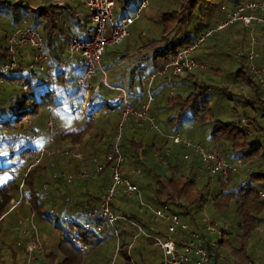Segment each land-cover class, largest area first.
Here are the masks:
<instances>
[{
	"label": "rangeland",
	"instance_id": "1",
	"mask_svg": "<svg viewBox=\"0 0 264 264\" xmlns=\"http://www.w3.org/2000/svg\"><path fill=\"white\" fill-rule=\"evenodd\" d=\"M42 1L43 0H30V2H27L26 0H23V5L29 4L30 8L33 9ZM183 1L185 2L186 0H148L147 6L141 10L139 14L140 17L129 26L128 34L123 38L121 43L105 47V54L100 59L102 65L112 68L110 63L114 62L117 52H123L125 50V46L130 48L129 50L131 51L129 52L139 48L145 53L144 56H148L151 50H153V47H159L160 44H163L166 41H172L177 37H182L184 34L189 39V44H191L193 41L203 35L208 29L216 27L223 15L225 19L224 13L226 10H229V4L232 0H219L213 4H207L200 1L195 7L191 8V10L185 14H183L182 11L180 12ZM3 2H9L12 4L11 0H0V38L3 36L4 32H6V35L11 32L10 30L13 23L20 24L22 20H25L27 23L33 22L31 16L28 14H23L22 7H18L17 5H9L12 6L11 8L7 5V3ZM136 2H138V0H115L114 13L125 15L130 14L133 12V7ZM65 3L72 8L73 14L71 17L70 15H63V17L58 20V27L64 28L65 30H73L74 26L72 20L80 21L81 25H83V23L85 24L84 21L86 20L87 9L79 2V0H65ZM221 6H224L225 10H220ZM173 17H175V20H173ZM85 26L89 27V23ZM165 26H168L167 31H164ZM37 27L41 31V26L38 25ZM242 27L243 26L239 22H233L228 26L218 29L213 32L211 36L205 39L199 48L194 50V58L204 63L206 65V69L202 71H193L192 80H197L199 87H201L200 84L208 85L210 87L209 92H205L204 95L205 97L209 98L208 116L211 117L212 120L216 119L236 122L242 116L249 117L250 119L253 116V110L250 108V106H245L242 103H239L235 97V95L239 94L242 96L246 95L243 85L237 84L235 81H231V74L236 70L237 62H235V59L230 62L227 58L228 55L234 54L235 47L237 46L235 41L232 40L231 35L235 33L236 30H238L247 37V31ZM260 29L263 30L258 24H254V31L256 32V35L261 34ZM64 34H66V31ZM56 36H58V34H56ZM1 44L2 46H0L3 49L4 43L2 42ZM109 58H111L112 61L109 62ZM4 60L5 59L0 56V62ZM134 65L136 64H132V66ZM22 75H27V71L24 70ZM23 76L21 79L22 81L24 79ZM74 76V70L70 71L69 69H66L63 80L61 83H59V87L55 89L54 95L52 94L54 103L58 102L61 97H65L64 89H74ZM93 78L89 80V83L93 82ZM156 78L157 79L153 81L151 86V95L153 100L151 101L148 108V116L150 118L152 116V123L157 126L159 131L164 132L166 129L165 121L167 116H173L177 110L173 105L168 103V98L173 94L185 96L190 90H192L190 85H188L192 80L189 78L174 77L170 85L166 79L158 77ZM185 85L188 87V90L184 89ZM140 87L141 85L137 80H133L131 82V87L128 89L131 93H133L132 96H128L130 101H139V96L136 93L138 90H140ZM142 88H144V84ZM226 90L228 92H226ZM197 91L200 92V89H197ZM22 93L23 92L19 89V85H6L5 81L3 80V83H0V108L8 107L6 104L10 99H12L13 96L23 97ZM101 93L100 95L103 97L104 102L108 103L109 99L116 98L115 91L106 90V92H104L101 90ZM229 93L233 94V97H230V100L227 98ZM80 95L81 94H78V96ZM66 100L67 98L62 102H65ZM78 100L76 101L74 98H71V103L79 104L80 99L78 98ZM97 100L98 98H94V103L98 104V107L97 110L91 115L92 120H89L86 117L89 114H85L83 111L71 113L68 106H62L60 108L55 107L54 109L52 108L53 112L51 116L55 123L54 127L56 125L60 131H64L68 128H84L85 130L83 138L90 143H97V145L92 147L94 152H98L97 154L105 152V143L99 144L100 142H110L114 139L116 134H119L120 137H128L130 136V130H134L135 134H132L134 138L139 136L138 139H141V144L143 146L146 143L150 144L152 138L157 132L150 127V122L147 119L145 121L139 122L138 125L134 123L133 125L131 123L132 119L134 118H132L131 115H128L125 121L120 122L121 111L119 108H109L106 106V104L100 105ZM29 103L30 102L27 101V105H29ZM51 103L52 101L46 100L44 104H41L38 107L36 114L26 116L23 119V131L21 125V131L20 129H16V127L12 126H10V128H14L12 131H9L11 129L9 126H6V134L4 133V129L0 130V138H4L3 140H0V201L2 200L1 189L6 184L9 186L8 193L11 195L10 197L13 201L17 200L19 195L21 197V206H15L16 208L14 210H9L0 218V264H25V258L28 257V254L32 256L29 264H51L46 258V255L48 254L54 255L51 260L53 264H55L56 261L60 259L58 256V242L64 237L63 233L65 232V227L69 224L61 223L63 229L62 231H58V229L53 225L55 220H52L51 223L47 220H44L37 213L30 212L28 203L22 197V184L19 182L22 177L21 172L16 171L19 167H22L27 162V160L25 162H21L20 159L19 163L15 164L18 160L16 153H12V155L8 158L4 157V154H8L7 150L11 146V143H13L11 137L15 135L19 136V143H17V145H19L27 140H24L23 138H28L34 133H38L39 131L43 130L45 118L47 116L46 110L49 106H53ZM110 104L114 105V103ZM153 109H155L156 113L150 116V113ZM185 115L186 117L191 118L193 115H200V110L196 112L190 107L189 109L185 110ZM205 117H207V114ZM27 121L30 123L28 124ZM139 125H141V127ZM173 126H178L177 132L181 137L186 139L188 138V140L194 143L201 142L200 144L202 146L210 148L208 146L207 136L204 135L207 134V131H205L207 124H205L203 121L180 120ZM2 135L3 137H1ZM263 136L264 135L261 137ZM41 143L42 137H38L33 144L34 146H37ZM75 147H78V144L75 145ZM81 147L84 149L86 145L82 144ZM71 148L75 151L74 147ZM176 148L177 146H171V153L169 154L167 161L169 157L172 156L171 154L176 151ZM85 151H89L88 148ZM184 153H189V150L184 149V151L178 153L177 159L185 163L193 161L192 159L196 160L192 156H190L188 159H183L182 155ZM75 161L77 162V160ZM147 161L155 164L153 155ZM197 162L193 171V189L198 192V198L195 202H193L194 205H197L194 209V213L198 219L206 217L209 219V221L215 224V232L210 234L211 238L217 241H221L222 239L227 241L225 244L227 243L228 247L222 246L217 251L219 260L225 264H264V201L261 199L262 209L258 217H261L262 220H259L258 226L256 229H254L256 231V233H254L256 236L249 241L248 246L245 245L239 249L238 238L241 237L244 232L242 228L239 227L240 225H243L242 216L237 212L236 203L233 198L230 197L223 200L222 196H219L220 190H228L235 186L236 182H238V179L234 175V178H232L226 185H220L217 176H212V178L209 180L208 177L210 176L201 171L199 162L198 164ZM127 166L128 168H134V165L130 166L128 163ZM158 167L163 166L158 165ZM82 169L83 168H80L79 170ZM79 170H74L68 166L67 169L63 170L62 174L64 175L62 176L66 180V174H74ZM245 172L246 171L237 173V177L244 179ZM49 173L50 171L46 168V171H41L33 177V186L37 192H43V187H41L42 184H46V186L48 185L47 183L43 182L49 181L48 183H50ZM104 173L107 175V170ZM139 174L134 176H131V174L130 176L133 178L138 187H140L139 194L141 193L142 198L140 195L139 196L146 205L145 201L151 202L149 199L150 195L148 194V186L152 185V182H149V179L147 178L139 176ZM105 175H94L88 180L80 179L74 176L69 183L63 184V186L60 188V193L70 194L75 198H83L85 194H96L100 196L105 184L109 182V179L107 180L106 178L108 176ZM136 180L139 184L136 182ZM17 185L18 188L16 189L15 187ZM261 193L264 195V192L261 191ZM123 198L124 197L122 196H117L114 203L121 206V208H119L120 211L130 213L141 210L139 209L140 206L137 204V197L132 196L128 199ZM218 199L220 202L217 201ZM201 201H203L202 204ZM146 206L154 208L157 205L154 206L147 204ZM42 210H48L49 212L50 206H42ZM147 219L149 222H151V220L154 221L152 216H147ZM156 220L160 224V221L158 219ZM222 230L225 231V233H223L224 235L220 232ZM25 231L27 232L25 233ZM81 231L85 232L83 228H81ZM34 236L37 239L39 248H35L31 252H28L27 250L25 252L24 247L26 241H31ZM140 243L141 241H137L133 244V248L130 252L132 263L140 264L139 258L135 255V250H137V252H140L144 257H146V263H148L150 260V264H158V249L154 246H149L147 249L145 248L143 250L140 248ZM11 251L16 253L15 261L11 260ZM241 253L247 256L246 259L242 256L245 260L237 255ZM78 263L124 264L120 255L117 254L114 256L113 254V238H107L99 245L90 248L81 257V260Z\"/></svg>",
	"mask_w": 264,
	"mask_h": 264
},
{
	"label": "trees",
	"instance_id": "2",
	"mask_svg": "<svg viewBox=\"0 0 264 264\" xmlns=\"http://www.w3.org/2000/svg\"><path fill=\"white\" fill-rule=\"evenodd\" d=\"M26 1L30 2V0H26ZM200 1L205 2L207 4H213L219 0H186L185 2L184 1L182 2L180 12L182 11L183 14L189 12V10L195 7ZM238 1L240 0H232L231 3L229 4V8H231ZM11 2L12 4H10L9 2H3V3H7L8 6L17 5L18 7H22L23 14L25 15L28 14L29 16H31L33 22L27 23L28 26L32 28H36L39 31L40 35L43 37L47 49L50 51L53 58L55 59H58L63 55L62 54L63 47L70 37H85L89 33L90 26L89 27L85 26L86 24L88 25L89 23L88 13L86 14V20L84 21L85 24L83 23V25H81V22L78 20H72L74 26L73 30L71 29L65 30L64 28L58 27L57 25L58 20L62 18L63 15L64 16L70 15L71 17L73 14L72 8L69 7V5L67 4H65V9L63 11H59L54 5L50 3L49 0H43L42 2L37 4L33 9L30 8L29 4L23 5V0H15V1L11 0ZM12 6L9 7L12 8ZM174 18L175 17H173V20H175ZM223 19H224V15L221 18L220 22L223 21ZM18 25L19 24L13 23L10 31H12L13 28ZM38 25L41 26V31L38 29L37 27ZM242 28L246 29L245 27ZM167 29L168 26H165L164 31H167ZM65 31L66 34H64ZM260 31L261 34L256 35V32L254 31V35H253L257 41V45H255V48H256V52L258 53V57L256 58L255 61L258 66H263L264 30L260 29ZM9 34L6 35V32L3 33V36L0 38L1 46H2L1 43L2 42L4 43L6 37ZM56 34H58V36H56ZM246 35L247 37L238 30H236V32L231 35L232 40L235 41L237 46L239 45L238 48L240 50V54L233 58L235 59V62H237V68L231 74V81H235L237 84L243 85L244 87L246 96H242L241 94H239V95H235V97L237 98V101L239 103H242L245 106H250V108L253 110L252 113L253 116L251 117V122L249 124L243 125L239 120L236 122L222 121L216 119L212 120V118L208 116L209 98L205 97L204 95L205 92H209L210 87L204 84H200L201 87H199L198 81L195 79L192 80L193 72H190L183 76H177L179 78L181 77L189 78L190 80H192L188 84L190 85L192 90H190L185 96H179L173 94L168 98V103L173 105L174 108H176L177 110L173 116H169V115L167 116V119L165 121L166 129L164 132L159 131L157 126L154 129L150 125V127L156 130L157 133L152 138L150 144L146 143L144 146L141 144V139H138L139 136H137L136 138L132 136V134H135L134 130H130V136L128 137L121 136L119 141L120 153L122 154L124 160L126 161V164L128 163V165L130 166L135 165L139 160H141L142 162L140 163L139 176L143 178H147L149 179V182L150 181L152 182V185L148 186L149 189L148 194L150 195L149 199L151 200V202L145 201L146 205L151 204L156 206L158 204H168L170 207V211L176 213L180 217V220L187 224L189 230L200 231L202 233L204 232L203 230L204 225L201 222L202 218L198 219L195 216L194 209L197 205H194L193 203L198 198L197 197L198 192H196L193 189V185H194L193 171L197 161L192 159L193 161L185 163L177 159L178 153L184 151V147L182 145H174L177 146L176 151H174L171 154L172 156L169 157L166 165L163 167H158V165L152 164L150 163V161H147L152 157V155L155 152L159 153L167 146L168 135L173 133L178 134L177 132L178 126L174 127L173 125L180 120L200 121V122L203 121L205 124H207V127L205 129V131H207V134L204 135L207 136L208 146L210 148L219 149L224 159L232 160L237 157L245 158L252 156L257 161H260V164H258L257 169H255L254 171L249 172L247 171L248 168L244 170L246 171L244 173L245 174L244 179L238 178L237 173H228L226 178L223 180L217 177L219 184L223 186L226 185L232 178H234V175L238 179V182H236L235 186L231 187L228 190H220L219 196L221 195L223 200L230 197L233 198L236 203L237 212L242 216L243 225H240L239 227H241L244 232L243 235L238 238L239 249H241V247H244L245 245L248 246L249 241L256 236V234H254L256 233L254 229H256V227L258 226L259 220H262L261 217L260 218L258 217L262 209V201L258 192L259 191L264 192V163L261 162L262 159L264 158V136L261 137V135L260 136L256 135L257 131L264 129V86H261L257 81V79L252 77L246 70L245 53L249 47V42H250L248 31L246 32ZM204 40L199 45V47L203 44ZM189 43L190 41L185 34L182 37H177L173 39L172 41H166L165 43L162 44L160 48L153 49L152 53L149 54V56H145L143 58V60L146 59L149 60L148 68L144 64L142 65L136 64L129 69V73H128L129 81H127L128 88L126 89L127 97L132 96L133 94L128 90L131 87V82L133 80H137L138 83L141 85L140 90H138L136 93L139 96L138 97L139 101L135 102L134 100L131 101L129 100L133 108L140 109L141 105L146 101V82L144 80V77L149 75L150 73L160 70L174 56V54L178 50L189 45ZM1 46H0V56H2L3 59H6L4 48L2 49ZM129 49L130 48L128 46H125V50L123 52H117V50L116 52L119 56L120 55L122 56L126 51H131ZM192 56L194 57V52ZM18 58L21 59L20 56H18ZM196 60L200 61L198 59ZM18 62L20 64L23 63L22 60H19ZM69 70L72 71V69ZM23 71L24 70L16 69L12 73L5 76L3 79L6 85L9 84L20 85L22 82L36 83L35 87L30 89V91L27 94L22 93L23 97L13 96L12 99H10L6 104L8 107L0 108V111H2L0 112V130L4 129L5 134L7 129L6 126L7 127L9 126V128L10 126H12V127H16V129H20V125H21L23 131V119L26 116L36 114L38 107L41 104H44L46 100L52 101L51 104L53 105L52 107L49 106L51 108L48 107L46 110V115H47L46 118H47L49 113L52 114L53 109L55 107L60 108L62 106H65L63 105L64 102L62 101L65 100L66 98L68 99L70 96L74 94L73 93L74 89H69V90L64 89L65 97H61V99H59L58 102L54 103L52 94L54 95L55 89L59 87V83H61L63 77L65 76L66 70L64 68L55 71L54 73L55 86L53 88H49L46 85L39 84V80H40L39 73L27 71V75L23 76L22 75ZM22 76L24 77L23 81L21 80ZM98 76L99 74H96L94 76L93 82L97 79ZM158 78L166 79L165 77H158ZM263 78H264V74H263ZM155 79L157 78L154 77L152 79L151 84L149 86L150 95H151V86ZM93 82H91L90 85H92ZM143 84H144V88H142ZM184 89L188 90V87L185 85ZM197 89H200V92L197 91ZM101 90L104 92H106V90L115 91V90L107 89L103 86H100L96 92H92L90 90L89 102L92 105V110L89 113V115L86 116L89 120H92L91 115L93 112L97 110L98 107V104L94 103V98H98L97 101L100 103V105L106 104V106L109 108L117 107L121 111L120 100L116 97L113 99H109L108 103L104 102L103 97L100 95ZM226 92L228 91L226 90ZM144 97H145V101H144ZM230 97H233V94L229 93V96L227 98L230 100L231 99ZM152 100L153 97L151 95V101ZM27 101L30 102L29 105H27ZM110 103H114V105ZM190 107L193 108V110H195L196 112L200 110V115H193L191 116V118L186 117L185 110L189 109ZM70 112L75 113L77 111L70 110ZM155 113H156L155 109H153L152 112L150 113V116ZM9 114H11V117L8 119L7 117ZM206 114L207 117H205ZM131 117L134 118L133 116ZM142 121L145 120H138L134 118L132 119L131 124L134 123L138 125V123ZM29 123L30 122H28V124ZM141 125L139 126L141 127ZM12 127L10 128L11 130L9 131H12L14 129ZM55 128H56V133L54 134L53 143L49 147L50 148L59 147V148H67V149H72L71 147H74L75 151L81 153L82 159L69 158V157L56 156V155H45L38 164L28 169L26 175L22 180V186H21V189L23 191L22 197L28 203L30 212L37 213L44 220H47L51 223L52 220H55L53 222L54 223L53 225L55 228L58 229V231H62L63 229L60 220L56 217L51 216L48 210L47 211L42 210V206L47 205L50 206V208L53 207L58 212L61 210V208L64 205L68 208L67 214L72 219V223H70L65 227V232L63 233L64 237L60 239L58 242V252H59L58 256L60 259L57 260L55 264H80L78 262L81 260V257L90 248L99 245L100 243L104 242L107 238H113V254L114 256L117 254L120 255L124 264H133L131 261L130 252L131 249L133 248V244L137 241H141L140 248L143 250L145 248L147 249L149 246L156 247L159 251L158 264H160L161 253H160V249L157 247L155 242L151 238H147L142 236L141 234H137L136 227L131 226L128 221L130 220L136 223L145 233L160 237L164 236L165 223L160 222L159 224V222H157L156 220L157 218H155L151 214L150 209L152 207L139 204V200H141L142 198L141 193L139 194L141 198L139 195L135 196L137 197V204L140 206L139 207V209H141L140 211L125 213L124 211L119 210L121 206L114 204L115 200L111 202L110 207L112 211L117 215H120L125 218V220H116L114 222V229L109 227L106 223L100 222L102 224V228L100 231L97 232L81 231L83 221H85L86 219V212L97 205V203L100 201V196L96 194L95 195L85 194L83 198H75L70 194H61L60 188L63 186V184L69 182H67L63 177L52 178L51 173L53 171H63L64 169H67L68 166L73 168L74 170H79L80 168L83 169L89 168L91 166V162H90L91 158L98 153V152L97 153L94 152V149L92 148L94 145H97V143L96 142L90 143L83 138L84 130H85L84 128H80V129L68 128L64 131H60L56 127V125ZM247 130H250L252 132V135L250 137L246 133ZM1 137H3V135ZM3 139L4 138H0V140ZM23 139L26 140L27 138H23ZM103 143H105L104 150L105 152H107L110 150L113 140H111L110 142H100L99 144H103ZM197 143L200 144L201 142H197ZM77 144L78 147H75V145ZM82 144L86 145L84 149L81 147ZM31 148L32 145L27 144L23 149L17 152L16 155L18 157V160L16 161L15 164H18L20 159L21 162L22 161L25 162L26 160L28 162L29 151L31 150ZM87 148L89 151H85ZM11 155L12 154L9 153L4 154V157L8 158ZM75 160H77V162ZM51 162H54L53 167H50ZM26 163L22 167H19L16 170L17 172L18 171L21 172V176L24 171ZM62 164L66 166H63ZM46 168L50 171L49 173L50 183H48L49 181L43 182V183H47L48 185L46 186L45 189L42 188L43 192H37L33 186V177L41 171L43 172L46 171ZM105 171L106 169L100 171L96 175L97 176L102 174L105 175L104 173ZM106 178L108 180V177ZM210 178L212 177L211 176L208 177L209 180ZM19 182H21V179ZM136 182L138 183L137 180ZM18 185L15 187L16 189L18 188ZM107 186H108V182L107 184H105V187L100 194H103L106 191ZM8 190H9V186L7 184L4 185L1 189L2 200L0 201V218L5 213V211H7L6 209L8 207V200L11 198L10 197L11 195H9ZM217 201L220 202L219 199ZM202 203L203 201H201V204ZM18 206H21V204L19 203L16 207ZM16 207L11 209L10 211L14 210ZM147 216H152L154 221L151 220V222H149ZM114 230L116 231V235H117V245H118L117 250H115L116 242H115ZM220 232L221 234L225 233L224 230ZM71 237H77L81 239L84 243H86L87 245L86 249L81 251L77 247L73 246L72 243L70 242ZM225 242L227 241L222 239L221 241H217L214 247L207 245L208 251L211 255V259L213 257L210 264H225L221 262V260H219V257L217 255L218 253L217 251L218 249H220V247L227 246V243L225 244ZM24 250L26 252L25 247ZM135 252H136L135 254L136 257L139 258L140 264H150L151 262L150 260L148 261V263H146V257H144L140 252H137V250H135ZM237 255H239L240 257L243 256L245 259L247 257L246 255H243V253ZM11 257H12L11 260L15 261L16 253L11 251ZM53 257H54L53 254L46 255V258L49 260L51 264H53L51 262ZM243 257L242 259L245 260ZM189 264H193V262H190Z\"/></svg>",
	"mask_w": 264,
	"mask_h": 264
},
{
	"label": "built area",
	"instance_id": "3",
	"mask_svg": "<svg viewBox=\"0 0 264 264\" xmlns=\"http://www.w3.org/2000/svg\"><path fill=\"white\" fill-rule=\"evenodd\" d=\"M49 1L60 10L65 6V0ZM80 2L87 9L90 26L89 33L85 37H70L65 44L63 55L58 59L53 58L39 31L36 28L29 27L25 20H22L18 26L14 27L4 42L6 59L0 62V83L3 81L5 75L10 74L16 69H21L39 73V84L53 88L55 86V71L63 69L68 62L75 61L78 55L81 73L75 78L74 94L63 105L68 106L72 111H83L85 114H89L92 110V105L89 102L90 90L96 92L100 86H103L116 91V97L121 102L120 122L125 121L128 115H131L138 120L147 119L152 128L155 129L156 125L152 123L151 118L148 116V108L151 101L149 86L152 79L154 77H165L171 85L174 77L183 76L195 70H205L206 65L193 58L192 54L194 50L216 30L228 26L233 22H239L247 29L250 37L249 47L245 53L246 70L252 77L257 79L261 86H264V67L256 64L255 60L258 57V53L255 50L256 39L253 36L254 24H258L264 30V0H240L236 2L229 10L225 11V19L218 23L216 27L208 29L191 44L178 50L160 70L145 76L146 101L141 105L140 109H135L131 106L125 87L113 86L108 82L105 70L101 68L100 59L105 52L106 46L120 44L123 38L127 36L129 26L139 17L141 10L147 6L148 0H139L131 17L124 16L118 20H114L113 17L114 0H80ZM220 8L225 10L224 6ZM22 50L26 51V55L25 61L20 64L18 56H21ZM239 54L240 50L236 46L234 54L228 55L227 58L231 62ZM96 74H99V76L90 85L89 80ZM35 85L36 83L34 82H22L19 85V89L27 94ZM78 94H81L80 103H71V98H74L76 101L78 100ZM10 117L11 114L7 118L9 119ZM239 121L243 125H247L251 122V119L242 116L239 118ZM55 133L54 120L51 113H49L44 122L43 130L28 137L24 143L17 145L19 143V136L15 135L16 137H11L13 143H11V146L7 150L9 154L19 152L27 144L32 145L29 151V160L22 173L23 178L28 169L38 164L45 155L82 159L81 153L72 149L50 148L49 146L53 143ZM246 133L249 137L252 135L250 130H247ZM256 135H264V129L257 131ZM38 137H42V143L34 146L33 143ZM167 138V146L161 152L153 154L154 163L160 166L166 165L167 158L171 152V146L174 145H182L184 149L189 150V153L182 155L183 159H188L190 156L194 157L199 162L201 171L211 177L217 176L222 180L226 178L228 173H241L246 168H248L247 171L249 172L254 171L257 169L258 164H260V161H257L252 156L226 160L219 149L208 148L199 143H194L177 133L170 134ZM119 141L120 135L116 134L110 150L93 156L90 160L91 166L89 168H84L74 174L65 175L66 181L70 182L74 176L88 180L104 169L108 172L109 182L106 191L100 195L98 205L86 212V219L82 224L85 232L100 231L102 228L100 222L106 223L114 229V222L116 220H125V218L112 211L110 207L111 202L117 196L131 198L132 196L139 195V187L131 176L139 174L140 163L142 161L139 160L134 165V168H128L126 161L120 153ZM261 162L264 163V158ZM53 166L54 162H51L50 167ZM62 173L63 171H53L51 177H63L62 175L64 174ZM20 183L22 184V181ZM42 187L45 189L46 184H42ZM258 194L262 201H264V195L260 191ZM20 199L19 195L17 200H11L9 209L18 205ZM139 204L145 205L141 200H139ZM150 211L161 223H165L163 237L145 233L136 223L128 221L131 226L136 227L137 234L151 238L155 242L161 253L160 264L210 263L211 255L207 245L214 247L217 243V240L209 236L215 232L214 223H211L206 217H202L201 222L204 225V232L202 233L200 231L189 230L187 224L182 222L176 213L170 211L168 204H158L156 207L151 208ZM67 212L68 208L63 206L59 212L54 208H50L49 214L58 218L61 223L70 224L72 223V219ZM114 236L116 242L115 250H117L118 245L115 230ZM70 242L81 251L87 247L86 243L77 237H71ZM25 247L28 252L38 248L39 245L37 244L36 237L34 236L31 241H27ZM31 259L32 256L28 254L25 264H29Z\"/></svg>",
	"mask_w": 264,
	"mask_h": 264
},
{
	"label": "crops",
	"instance_id": "4",
	"mask_svg": "<svg viewBox=\"0 0 264 264\" xmlns=\"http://www.w3.org/2000/svg\"><path fill=\"white\" fill-rule=\"evenodd\" d=\"M139 1V0H138ZM80 2V0H79ZM81 3V2H80ZM66 4V3H65ZM68 5V4H67ZM138 5V2H136L134 4V9L136 8V6ZM114 7H115V0H114ZM65 9V6L62 10L58 9L59 11H63ZM134 12V10H133ZM133 12L130 13V14H115L114 13V9H113V17H114V20H118L119 18L121 17H124V16H132L133 15ZM140 17V16H139ZM138 17V18H139ZM135 21V20H134ZM133 24V23H132ZM256 45H257V41H256ZM136 46V45H135ZM162 46V44H160V46H155L153 47V49H158ZM64 48H65V45L63 47V50H62V54L64 52ZM153 50H151L150 54L152 53ZM105 54V52H104ZM103 54V55H104ZM25 55H26V51L22 50L21 51V56L19 60H22L23 62L25 61ZM102 55V56H103ZM145 53L142 52L141 49L137 48L136 50H133L132 52H129V51H126L122 56L120 55H116L115 56V59H114V62H111L110 65L112 68H108V67H105L104 65H102L101 63V68L103 70H105V74H106V78L108 80V82L113 85V86H123L125 87L126 89L128 88L127 86V81L128 80V73H129V69L132 67V64H139V65H142L144 64L147 68L149 67V60H143V58L145 57L144 56ZM101 56V57H102ZM149 56V55H148ZM194 58V57H193ZM18 60V61H19ZM80 58L79 56L77 55L76 56V60L75 61H72V62H68L64 69H72L74 70V73H75V76H74V83H75V78L77 76H79V74L81 73L80 70H81V66H80V62H79ZM112 61L111 58H109V62ZM113 69V70H112ZM143 77V75H142ZM78 98L81 100V95L78 96ZM79 101V100H78ZM10 201H8V205H10L11 203V200L12 198L9 199ZM22 202V200H21ZM20 203V202H19ZM18 203V204H19ZM17 206V205H16ZM15 207V206H14ZM13 207V208H14ZM10 206L7 207V211L11 210L9 209ZM12 208V209H13ZM5 211V213L7 212ZM210 236V235H209ZM27 242V241H26ZM26 244V243H25ZM26 260L27 258H25V263H26Z\"/></svg>",
	"mask_w": 264,
	"mask_h": 264
},
{
	"label": "clouds",
	"instance_id": "5",
	"mask_svg": "<svg viewBox=\"0 0 264 264\" xmlns=\"http://www.w3.org/2000/svg\"><path fill=\"white\" fill-rule=\"evenodd\" d=\"M23 177L21 178V181H22ZM20 184V183H19Z\"/></svg>",
	"mask_w": 264,
	"mask_h": 264
}]
</instances>
